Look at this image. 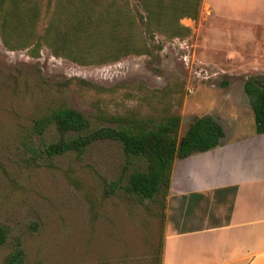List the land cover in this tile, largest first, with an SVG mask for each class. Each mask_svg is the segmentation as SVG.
<instances>
[{
	"label": "rangeland",
	"instance_id": "obj_1",
	"mask_svg": "<svg viewBox=\"0 0 264 264\" xmlns=\"http://www.w3.org/2000/svg\"><path fill=\"white\" fill-rule=\"evenodd\" d=\"M248 13L243 23L198 15L185 26L187 37L155 34L149 55L103 65L79 66L45 47L33 58L0 43V264L15 246L18 264H158L161 197L138 201L121 189L104 196L102 179L115 181L132 168L120 145L100 140L80 157L48 159L43 146L57 135L51 125L39 133L34 125L64 107L80 112L91 129H117L112 118L156 124L170 113L179 116L177 137L205 116L227 138L252 132L243 84L264 77V27L254 23L258 9ZM72 78L107 91L64 84Z\"/></svg>",
	"mask_w": 264,
	"mask_h": 264
},
{
	"label": "trees",
	"instance_id": "obj_2",
	"mask_svg": "<svg viewBox=\"0 0 264 264\" xmlns=\"http://www.w3.org/2000/svg\"><path fill=\"white\" fill-rule=\"evenodd\" d=\"M201 0H0V43L7 51L26 50L37 57L42 47L55 58L79 66L103 65L125 56L149 55V41L185 38L190 30L179 20L196 21ZM65 85L107 91L82 79ZM243 93L252 111L253 133L264 134V77L244 82ZM118 127L91 129L82 114L57 108L37 121L34 130L51 125L56 140L43 146L46 158L73 153L80 157L95 141L111 140L120 145L131 170L115 181L102 179L104 196L117 189L138 201H153L167 194L175 159L203 153L221 145L223 130L210 117H195L177 137L179 116L168 114L160 122L113 119ZM128 165V166H129ZM164 219V215L162 217ZM5 229L0 227V246ZM22 251L14 247L3 264H18Z\"/></svg>",
	"mask_w": 264,
	"mask_h": 264
},
{
	"label": "crops",
	"instance_id": "obj_3",
	"mask_svg": "<svg viewBox=\"0 0 264 264\" xmlns=\"http://www.w3.org/2000/svg\"><path fill=\"white\" fill-rule=\"evenodd\" d=\"M256 9L264 27V0H201L199 19L243 23ZM221 128L220 146L172 163L158 264H264V134Z\"/></svg>",
	"mask_w": 264,
	"mask_h": 264
}]
</instances>
